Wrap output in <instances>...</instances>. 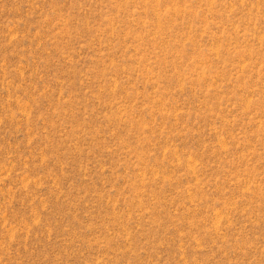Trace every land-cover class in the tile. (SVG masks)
<instances>
[{
    "label": "rangeland",
    "instance_id": "rangeland-1",
    "mask_svg": "<svg viewBox=\"0 0 264 264\" xmlns=\"http://www.w3.org/2000/svg\"><path fill=\"white\" fill-rule=\"evenodd\" d=\"M0 264H264V0H0Z\"/></svg>",
    "mask_w": 264,
    "mask_h": 264
},
{
    "label": "bare ground",
    "instance_id": "bare-ground-1",
    "mask_svg": "<svg viewBox=\"0 0 264 264\" xmlns=\"http://www.w3.org/2000/svg\"><path fill=\"white\" fill-rule=\"evenodd\" d=\"M161 25V24H160Z\"/></svg>",
    "mask_w": 264,
    "mask_h": 264
}]
</instances>
